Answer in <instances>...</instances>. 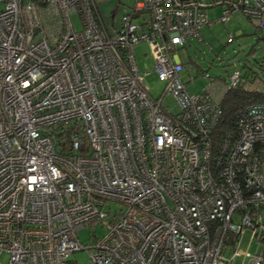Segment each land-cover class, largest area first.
<instances>
[{"label": "built area", "instance_id": "built-area-1", "mask_svg": "<svg viewBox=\"0 0 264 264\" xmlns=\"http://www.w3.org/2000/svg\"><path fill=\"white\" fill-rule=\"evenodd\" d=\"M41 1L0 0V264H77L86 249L87 264H264V107L212 152L220 104L188 93L177 55L214 5L261 32L264 0H136L111 30L94 0ZM96 224L105 234L82 245Z\"/></svg>", "mask_w": 264, "mask_h": 264}, {"label": "rangeland", "instance_id": "rangeland-1", "mask_svg": "<svg viewBox=\"0 0 264 264\" xmlns=\"http://www.w3.org/2000/svg\"><path fill=\"white\" fill-rule=\"evenodd\" d=\"M103 24L109 30L118 27L124 14L129 12L136 0H94ZM223 6L214 5L206 9L208 24L199 30V38L188 37L185 46L177 52L179 60L183 63L180 73L186 84L188 93L196 95L205 91L210 97L219 101L222 89L229 81L228 75L235 69H240L246 75L249 69L260 81L250 86L253 90L264 91V30L257 32L254 24L239 11L228 14L222 20ZM43 13L42 9H39ZM113 14V17L111 15ZM72 24L79 29L78 17L71 16ZM135 62L139 72L143 75V83L153 98H158L163 90V83L159 81L154 71V59L146 42L135 45L133 48ZM246 66V67H244ZM205 75H208L206 77ZM171 113L178 111L173 100L163 98ZM111 211H119L122 207L115 203L106 206ZM105 230L96 225H86L76 233L79 242L84 246L92 245L94 238L100 239ZM94 235V238H93ZM247 234L240 245V250L247 246ZM255 246L249 247L253 252ZM7 256L1 257L5 263ZM70 260L77 264H87L89 256L87 249L74 252ZM241 258H236L234 264H240Z\"/></svg>", "mask_w": 264, "mask_h": 264}, {"label": "trees", "instance_id": "trees-1", "mask_svg": "<svg viewBox=\"0 0 264 264\" xmlns=\"http://www.w3.org/2000/svg\"><path fill=\"white\" fill-rule=\"evenodd\" d=\"M38 4H42L41 0H34ZM132 8V7H131ZM113 17V14L111 15ZM259 34L260 32L257 31ZM246 67V66H244ZM238 70L241 74L240 69ZM209 78V76H207ZM241 81L232 88H223L222 97L218 101L221 108V117L216 126V130L212 135L213 145L212 152L216 153L221 135L227 130L236 129L241 114L251 106L264 107V91H256L250 88L253 84L259 82L256 75L249 69L246 75L241 74ZM261 84H264L261 82Z\"/></svg>", "mask_w": 264, "mask_h": 264}, {"label": "clouds", "instance_id": "clouds-1", "mask_svg": "<svg viewBox=\"0 0 264 264\" xmlns=\"http://www.w3.org/2000/svg\"><path fill=\"white\" fill-rule=\"evenodd\" d=\"M207 24H208V22H207ZM183 64V63H182ZM206 77L208 76V75H205Z\"/></svg>", "mask_w": 264, "mask_h": 264}]
</instances>
